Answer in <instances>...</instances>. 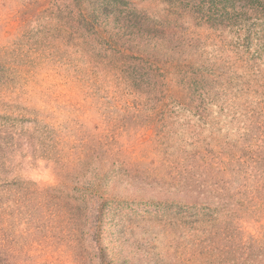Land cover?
Instances as JSON below:
<instances>
[{
  "label": "rangeland",
  "instance_id": "1",
  "mask_svg": "<svg viewBox=\"0 0 264 264\" xmlns=\"http://www.w3.org/2000/svg\"><path fill=\"white\" fill-rule=\"evenodd\" d=\"M1 248L264 264V0H0Z\"/></svg>",
  "mask_w": 264,
  "mask_h": 264
},
{
  "label": "trees",
  "instance_id": "2",
  "mask_svg": "<svg viewBox=\"0 0 264 264\" xmlns=\"http://www.w3.org/2000/svg\"><path fill=\"white\" fill-rule=\"evenodd\" d=\"M102 222V220H101ZM0 255L2 256L3 260L6 261V257H8V253H7V250L6 249H0ZM5 257V258H4Z\"/></svg>",
  "mask_w": 264,
  "mask_h": 264
}]
</instances>
